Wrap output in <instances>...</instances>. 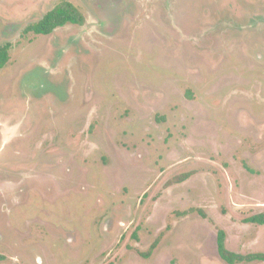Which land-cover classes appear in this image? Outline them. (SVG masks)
Returning a JSON list of instances; mask_svg holds the SVG:
<instances>
[{
    "label": "rangeland",
    "instance_id": "374dc122",
    "mask_svg": "<svg viewBox=\"0 0 264 264\" xmlns=\"http://www.w3.org/2000/svg\"><path fill=\"white\" fill-rule=\"evenodd\" d=\"M62 1L0 0V264L264 254V0H66L84 25L24 34Z\"/></svg>",
    "mask_w": 264,
    "mask_h": 264
},
{
    "label": "trees",
    "instance_id": "16d2710c",
    "mask_svg": "<svg viewBox=\"0 0 264 264\" xmlns=\"http://www.w3.org/2000/svg\"><path fill=\"white\" fill-rule=\"evenodd\" d=\"M86 22L85 15L69 1H62L53 9L48 11L38 22L31 24L25 28L24 34L33 32L36 35H49L55 29L66 24L84 25ZM11 44L6 43L0 47V68H3L10 60ZM189 175L183 177L186 179ZM247 222L256 223L264 226V211L256 213L245 219ZM225 231H218V252L220 257L229 264L242 262L264 261L263 253L240 254L229 250L225 244ZM157 241L152 245L149 252H144L142 255L148 257L152 250L156 247Z\"/></svg>",
    "mask_w": 264,
    "mask_h": 264
}]
</instances>
